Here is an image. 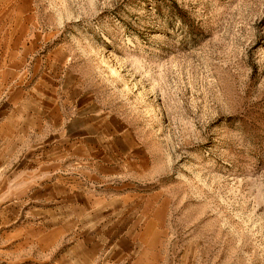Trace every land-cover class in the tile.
<instances>
[{"label": "rangeland", "instance_id": "1", "mask_svg": "<svg viewBox=\"0 0 264 264\" xmlns=\"http://www.w3.org/2000/svg\"><path fill=\"white\" fill-rule=\"evenodd\" d=\"M0 14L25 38L0 111L68 94L56 107L95 104L147 147L146 264H264V0H1ZM40 131L42 146L59 136ZM22 167L0 163V264H47L50 203L16 194L31 193Z\"/></svg>", "mask_w": 264, "mask_h": 264}, {"label": "crops", "instance_id": "2", "mask_svg": "<svg viewBox=\"0 0 264 264\" xmlns=\"http://www.w3.org/2000/svg\"><path fill=\"white\" fill-rule=\"evenodd\" d=\"M16 21L15 31L6 29L0 14V98L11 83L3 74L19 64L18 48L24 49V30ZM40 83L38 77L33 84ZM64 84L70 86V77ZM49 95L53 107L47 111H0V163L23 166L18 181H29L31 191L19 192L24 186L18 183L16 194L50 203L42 241L51 253L47 264H146L145 253L135 250L148 243L154 224L146 204L153 170L147 147L119 116L90 102L56 107V100L70 95ZM42 124H54L59 133L44 146L39 142ZM63 198L64 205L51 208ZM58 209L65 216L58 218ZM93 227L103 230L95 233Z\"/></svg>", "mask_w": 264, "mask_h": 264}]
</instances>
